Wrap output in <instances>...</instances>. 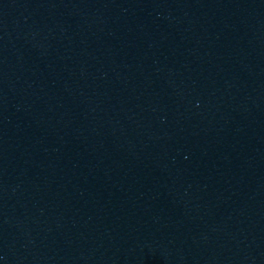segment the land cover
<instances>
[{"label": "water", "instance_id": "1", "mask_svg": "<svg viewBox=\"0 0 264 264\" xmlns=\"http://www.w3.org/2000/svg\"><path fill=\"white\" fill-rule=\"evenodd\" d=\"M0 264H264V0H0Z\"/></svg>", "mask_w": 264, "mask_h": 264}]
</instances>
